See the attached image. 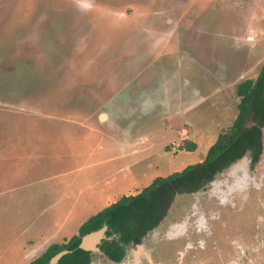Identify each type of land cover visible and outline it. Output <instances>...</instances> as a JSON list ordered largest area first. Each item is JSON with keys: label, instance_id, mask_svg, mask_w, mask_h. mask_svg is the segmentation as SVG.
I'll list each match as a JSON object with an SVG mask.
<instances>
[{"label": "rangeland", "instance_id": "obj_1", "mask_svg": "<svg viewBox=\"0 0 264 264\" xmlns=\"http://www.w3.org/2000/svg\"><path fill=\"white\" fill-rule=\"evenodd\" d=\"M263 61L264 0H0V264L201 161ZM138 244L118 264H264V152Z\"/></svg>", "mask_w": 264, "mask_h": 264}, {"label": "trees", "instance_id": "obj_2", "mask_svg": "<svg viewBox=\"0 0 264 264\" xmlns=\"http://www.w3.org/2000/svg\"><path fill=\"white\" fill-rule=\"evenodd\" d=\"M235 95L238 97L235 118L220 130L201 161L166 176H156L135 194L120 196L82 222L77 234L65 242L50 243L26 264H47L48 259L62 249L68 252L55 264H92L94 253L77 247L79 236L103 224L107 229L99 251L108 263L118 264L128 247L142 242L162 221L175 197L206 188L219 173L243 157L249 158V166L253 168L264 152V61L254 78L236 83ZM179 147L194 150L196 145L186 140Z\"/></svg>", "mask_w": 264, "mask_h": 264}, {"label": "water", "instance_id": "obj_3", "mask_svg": "<svg viewBox=\"0 0 264 264\" xmlns=\"http://www.w3.org/2000/svg\"><path fill=\"white\" fill-rule=\"evenodd\" d=\"M106 229H107V225L103 224L98 229L80 235L77 247L80 248L81 250H87L90 252L94 250H99L100 241L104 237V233ZM136 247L140 249L141 244H136ZM66 252H68L67 249L59 250L48 259L47 264H55L58 261V259Z\"/></svg>", "mask_w": 264, "mask_h": 264}]
</instances>
